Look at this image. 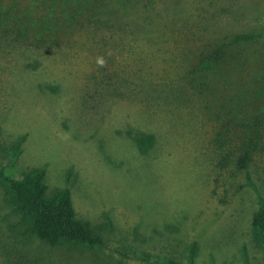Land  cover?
<instances>
[{
    "label": "rangeland",
    "instance_id": "rangeland-1",
    "mask_svg": "<svg viewBox=\"0 0 264 264\" xmlns=\"http://www.w3.org/2000/svg\"><path fill=\"white\" fill-rule=\"evenodd\" d=\"M126 1L96 8L93 37L59 30L60 46L0 34V165L14 179L43 172L49 197L69 191L102 241L31 236L0 179V264H264L252 228L264 206V0ZM219 43L230 59L200 93L199 55ZM256 119L258 150L240 170L242 127ZM139 133L153 137L146 153Z\"/></svg>",
    "mask_w": 264,
    "mask_h": 264
},
{
    "label": "trees",
    "instance_id": "trees-1",
    "mask_svg": "<svg viewBox=\"0 0 264 264\" xmlns=\"http://www.w3.org/2000/svg\"><path fill=\"white\" fill-rule=\"evenodd\" d=\"M107 0H0V34L6 36L15 33L17 38L26 41L34 48L44 45L60 46L63 37L57 41L59 30L63 31L65 26L72 24L73 31H81L85 35L92 36L101 23L95 19V10L102 6ZM125 4L126 0H118ZM144 4H151V0H142ZM34 2V3H33ZM34 30L35 34L29 35ZM47 30H53L55 39L50 36L40 35ZM57 33V34H56ZM93 37V36H92ZM247 35H237L234 42L251 40ZM31 40V41H29ZM224 43L216 44L199 55V70L197 75L199 92L209 90L210 87L204 81L206 71L214 69L230 59V51H227ZM230 54V55H229ZM211 69V70H212ZM258 119L252 125H243L240 134L239 156L237 168L246 169L248 163L258 150ZM251 129L252 131H248ZM247 131V133H244ZM249 134V136H248ZM132 135V134H131ZM132 139L141 153H146L153 144V137L145 134H133ZM43 172L24 173L21 179H14L6 175L0 165V179L8 185L9 192L25 217L26 231L31 236L46 243L51 247L64 243L79 244L84 246L100 245V237L94 234L87 223L75 218L71 195L65 190L59 194L49 197L43 183ZM252 228L257 235L259 245L264 252V206L253 217ZM168 264H180L169 262Z\"/></svg>",
    "mask_w": 264,
    "mask_h": 264
}]
</instances>
